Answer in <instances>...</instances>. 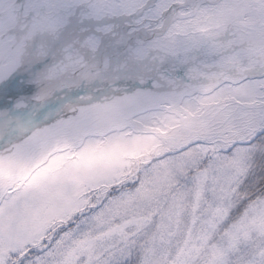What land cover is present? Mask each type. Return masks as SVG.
<instances>
[{"label": "snow or ice", "instance_id": "1", "mask_svg": "<svg viewBox=\"0 0 264 264\" xmlns=\"http://www.w3.org/2000/svg\"><path fill=\"white\" fill-rule=\"evenodd\" d=\"M0 264H264V0H0Z\"/></svg>", "mask_w": 264, "mask_h": 264}]
</instances>
